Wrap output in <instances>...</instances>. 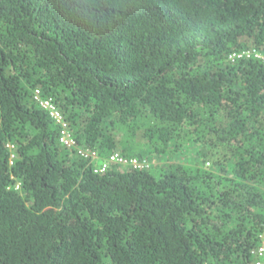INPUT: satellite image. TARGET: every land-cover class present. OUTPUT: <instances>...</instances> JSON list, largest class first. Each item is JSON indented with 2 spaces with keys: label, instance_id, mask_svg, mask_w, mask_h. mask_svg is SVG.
Masks as SVG:
<instances>
[{
  "label": "trees",
  "instance_id": "trees-1",
  "mask_svg": "<svg viewBox=\"0 0 264 264\" xmlns=\"http://www.w3.org/2000/svg\"><path fill=\"white\" fill-rule=\"evenodd\" d=\"M247 49L264 0H0V264H254L264 59L229 57ZM186 140L196 169L95 171Z\"/></svg>",
  "mask_w": 264,
  "mask_h": 264
},
{
  "label": "built area",
  "instance_id": "built-area-1",
  "mask_svg": "<svg viewBox=\"0 0 264 264\" xmlns=\"http://www.w3.org/2000/svg\"><path fill=\"white\" fill-rule=\"evenodd\" d=\"M230 59L235 61L243 57H256L264 59V53L258 51L257 49H247L242 51L232 52L230 54ZM36 99L39 100L40 104L48 110L50 115L61 125L60 141L67 147L75 149L77 153L84 158H98V152L90 148L81 146L77 140L72 135L67 121L61 110L57 107L54 101L50 98H44L41 96L39 90L36 92ZM112 164H118L122 166H131L135 169L149 168L150 164L147 159H140L138 157L128 158L121 154L120 152H115L109 157L102 160L100 164L95 167L96 172H105ZM255 255L254 264H264V230L259 234V244L252 251Z\"/></svg>",
  "mask_w": 264,
  "mask_h": 264
},
{
  "label": "rangeland",
  "instance_id": "rangeland-1",
  "mask_svg": "<svg viewBox=\"0 0 264 264\" xmlns=\"http://www.w3.org/2000/svg\"><path fill=\"white\" fill-rule=\"evenodd\" d=\"M197 154L198 147L186 140L183 149L174 157H167L156 153H151L146 157L150 164L149 169L156 174H160L169 164H182L189 169H196L201 164V160L197 158ZM211 165L209 162L205 164L206 167H210Z\"/></svg>",
  "mask_w": 264,
  "mask_h": 264
}]
</instances>
